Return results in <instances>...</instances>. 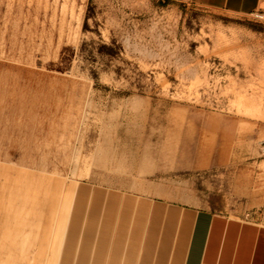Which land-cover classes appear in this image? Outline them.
Listing matches in <instances>:
<instances>
[{
  "label": "rangeland",
  "instance_id": "obj_1",
  "mask_svg": "<svg viewBox=\"0 0 264 264\" xmlns=\"http://www.w3.org/2000/svg\"><path fill=\"white\" fill-rule=\"evenodd\" d=\"M159 208L146 264H179L194 209L264 222V16L0 0V264H108Z\"/></svg>",
  "mask_w": 264,
  "mask_h": 264
},
{
  "label": "crops",
  "instance_id": "obj_2",
  "mask_svg": "<svg viewBox=\"0 0 264 264\" xmlns=\"http://www.w3.org/2000/svg\"><path fill=\"white\" fill-rule=\"evenodd\" d=\"M192 2L236 14L264 13V0ZM153 214L154 216L146 219L136 218L133 214L130 222L126 223L119 233L120 248L116 251L120 259H113L114 262L108 264H146V257L152 253L151 245L156 238L155 225L161 222L176 223L181 218L178 213L168 209L159 208ZM142 223L137 244L134 249L128 251L127 247L120 245V240L135 236V227H141ZM104 240L108 242V235L103 237ZM179 264H264V222L232 216L224 210L194 209L191 212V220L187 223V236Z\"/></svg>",
  "mask_w": 264,
  "mask_h": 264
},
{
  "label": "built area",
  "instance_id": "obj_3",
  "mask_svg": "<svg viewBox=\"0 0 264 264\" xmlns=\"http://www.w3.org/2000/svg\"><path fill=\"white\" fill-rule=\"evenodd\" d=\"M252 14H256V16H259V17H263L264 16V13H262V12H255V13H252Z\"/></svg>",
  "mask_w": 264,
  "mask_h": 264
}]
</instances>
